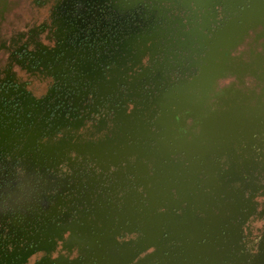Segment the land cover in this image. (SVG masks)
Wrapping results in <instances>:
<instances>
[{"label": "rangeland", "instance_id": "374dc122", "mask_svg": "<svg viewBox=\"0 0 264 264\" xmlns=\"http://www.w3.org/2000/svg\"><path fill=\"white\" fill-rule=\"evenodd\" d=\"M194 1L126 0L118 8L108 0H65L53 10L57 37L67 39L60 47L64 56L47 60L66 63L62 72L56 67L50 88L12 90L4 84L16 80L14 75L1 80L6 83L0 86V207L3 203L11 222L21 214L16 224L29 232L20 247L10 240L9 251L18 255L12 264L264 260V174L229 183L218 158L183 155L140 136L131 124L139 118L136 104L120 102L124 92L156 78L195 74L216 31L211 8L223 6L230 14L240 8L224 0L207 6ZM132 12L136 19L130 25L115 21ZM126 28L131 33L121 41L119 30ZM103 29L114 47L107 52L97 49ZM14 67L15 75L26 71ZM15 158L23 160L6 170ZM58 215V226L47 223L31 232ZM257 233L263 242L250 246ZM244 243L250 251L243 252Z\"/></svg>", "mask_w": 264, "mask_h": 264}, {"label": "water", "instance_id": "95a60500", "mask_svg": "<svg viewBox=\"0 0 264 264\" xmlns=\"http://www.w3.org/2000/svg\"><path fill=\"white\" fill-rule=\"evenodd\" d=\"M224 2L241 10L206 42L196 73L136 104L131 124L159 147L218 158L236 185L264 174V0Z\"/></svg>", "mask_w": 264, "mask_h": 264}, {"label": "flooded vegetation", "instance_id": "af4514ba", "mask_svg": "<svg viewBox=\"0 0 264 264\" xmlns=\"http://www.w3.org/2000/svg\"><path fill=\"white\" fill-rule=\"evenodd\" d=\"M63 1L65 0H0V86H3V84L6 83H3L1 81L4 77H8L9 79L12 77V75H14L16 77V80L15 78L13 79L14 81L9 80L11 82L4 84V86L8 88L9 86H11L13 90V88L18 89L22 86L24 88H31L33 86L40 85L47 90L50 88L54 81V78L58 74V72L55 71L56 67L60 65V69L62 72L66 63V59L62 61H56L55 64H50V60H47V57L59 56V58H61L62 56H64L63 52L65 51V49H60V47L63 42H66L67 39L63 40L62 36L60 38L57 37L60 32H58V26H54L55 21L53 17V10L56 9L58 5L63 4ZM108 1L110 2V4L108 3L110 7L112 3L114 7L118 8H125L126 5H128L126 0ZM144 4H147V1H145ZM135 6H137V4ZM240 10L241 8H239L237 12L232 11V13L230 14V11L223 6H215L211 8V14L213 16V18L211 19L216 20L218 24H215L214 30H218L226 22L234 20L239 14ZM224 12L226 14H229L228 17L221 15ZM229 16H233V19H230L231 17L229 18ZM113 19V17H110L108 20L110 22L118 21L120 22V24L126 22L127 25H130L135 21L136 16L132 12L122 18H118V20L114 21ZM119 31L120 34L118 35H120L119 39L121 41L124 39H128L131 33L129 28L122 30V32L121 30ZM102 32L105 34L107 32V29H103ZM107 35L101 40L102 43L100 45H97V49L101 46L103 52H107L113 47L112 44H110L112 38ZM47 40L49 42V45L46 47L36 44L39 43L41 45ZM29 47L32 48L31 51L27 50V48ZM56 48L58 50L55 51ZM43 63L44 65H42ZM14 66H16V68H19L20 70H23L25 68L26 73L22 71L15 75ZM173 75V77L169 80H165L166 78L162 77L158 79L156 78V80L152 84H149L151 83V81H148L147 83L150 86H146L144 84L145 86L143 87L145 88L135 90L136 92H131L132 94L122 92L123 97H121L120 100L121 104L123 102L124 104L129 105L144 103L148 101L150 99V95L153 93L152 91H154L156 86L158 87L159 85L160 88L161 86L165 87L167 84L179 80V76H177V73H173ZM19 79H22L21 82H18ZM79 83L81 82L79 81ZM76 84L77 83L74 82L73 86L75 87ZM76 88H78V90L80 89L79 87ZM21 89L23 90V88ZM30 96L34 98L31 94ZM16 160H20L18 161L19 163L22 162L21 160H23V158H15L13 161ZM13 161L7 163L6 167H8V165ZM1 205L2 207H0V212L2 213V215L5 214L6 218H0V232L1 235H4L7 238L2 240L0 238V264H12L16 259H18V255L16 251H9L10 240L14 239V243L17 245V247H20L21 243L24 242V239L28 237L29 232L21 230L20 225H18L20 223L19 221L22 222L21 214H17L18 217L13 216L15 218V221L11 222L10 215H7L8 210L5 208V206H3V203ZM244 218L246 219L247 217L245 216ZM50 219H52L53 221H51ZM50 219H46L45 221L41 222L37 227L33 226V228H31V232L38 233L41 228L47 225V223H54L55 226H58L60 224V222L58 221L59 215L55 216V218L53 217ZM16 222H18V224H16ZM9 228L12 230L11 233L8 232ZM262 236L263 235H259L258 233L255 234L251 239L249 245L251 246L252 243L263 242L261 241ZM33 246L34 244H29V247ZM243 248V252H248L251 249V247H247V243H244ZM263 262L264 260L259 263L257 262V264H263Z\"/></svg>", "mask_w": 264, "mask_h": 264}, {"label": "trees", "instance_id": "16d2710c", "mask_svg": "<svg viewBox=\"0 0 264 264\" xmlns=\"http://www.w3.org/2000/svg\"><path fill=\"white\" fill-rule=\"evenodd\" d=\"M18 161L20 160H16V161H13L11 164L8 165V167H6V170H9V169H12V168H16V164L18 163ZM49 171V170H48ZM53 174H55V172L53 171ZM1 221V220H0ZM3 224V223H2ZM1 227V226H0ZM0 238L1 240L2 239H5L7 237H5L4 235H1V232H0Z\"/></svg>", "mask_w": 264, "mask_h": 264}]
</instances>
